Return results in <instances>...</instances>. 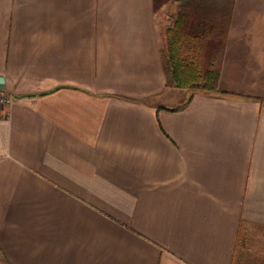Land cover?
<instances>
[{
  "label": "crops",
  "instance_id": "0c3cea01",
  "mask_svg": "<svg viewBox=\"0 0 264 264\" xmlns=\"http://www.w3.org/2000/svg\"><path fill=\"white\" fill-rule=\"evenodd\" d=\"M228 2L185 8L212 93L165 83L175 0H0V264H264V0Z\"/></svg>",
  "mask_w": 264,
  "mask_h": 264
},
{
  "label": "trees",
  "instance_id": "16d2710c",
  "mask_svg": "<svg viewBox=\"0 0 264 264\" xmlns=\"http://www.w3.org/2000/svg\"><path fill=\"white\" fill-rule=\"evenodd\" d=\"M175 1L179 5L177 17L173 25L167 27L164 32L165 47L162 50V59L165 83L167 86L183 87L190 91L221 93L218 88L220 73L218 62L225 32L187 31L186 22L189 21V12L185 8L192 3L195 15L199 16L200 10H214L224 16L228 14L229 2L228 0ZM189 99L190 97L174 109L184 107Z\"/></svg>",
  "mask_w": 264,
  "mask_h": 264
},
{
  "label": "built area",
  "instance_id": "2783aa9c",
  "mask_svg": "<svg viewBox=\"0 0 264 264\" xmlns=\"http://www.w3.org/2000/svg\"><path fill=\"white\" fill-rule=\"evenodd\" d=\"M13 100V96L6 92H0V106L7 104ZM1 116V113H0Z\"/></svg>",
  "mask_w": 264,
  "mask_h": 264
}]
</instances>
